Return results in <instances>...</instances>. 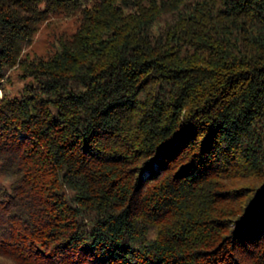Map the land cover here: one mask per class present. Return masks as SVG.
<instances>
[{
	"label": "trees",
	"instance_id": "1",
	"mask_svg": "<svg viewBox=\"0 0 264 264\" xmlns=\"http://www.w3.org/2000/svg\"><path fill=\"white\" fill-rule=\"evenodd\" d=\"M0 89V255L264 264V0H0Z\"/></svg>",
	"mask_w": 264,
	"mask_h": 264
},
{
	"label": "rangeland",
	"instance_id": "2",
	"mask_svg": "<svg viewBox=\"0 0 264 264\" xmlns=\"http://www.w3.org/2000/svg\"><path fill=\"white\" fill-rule=\"evenodd\" d=\"M79 13L67 14L64 12L55 13L44 21L30 47L24 53L30 56L50 57L59 47L63 38H69L77 30ZM0 96L2 90L0 89ZM8 184L7 178L0 176V186ZM0 264H15L12 260L0 255Z\"/></svg>",
	"mask_w": 264,
	"mask_h": 264
}]
</instances>
